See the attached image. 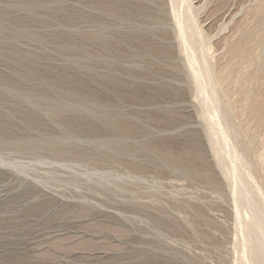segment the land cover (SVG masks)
<instances>
[{
    "label": "rangeland",
    "instance_id": "rangeland-1",
    "mask_svg": "<svg viewBox=\"0 0 264 264\" xmlns=\"http://www.w3.org/2000/svg\"><path fill=\"white\" fill-rule=\"evenodd\" d=\"M172 2L0 0V264H242L223 170L264 187V0L188 1L208 99Z\"/></svg>",
    "mask_w": 264,
    "mask_h": 264
},
{
    "label": "bare ground",
    "instance_id": "bare-ground-1",
    "mask_svg": "<svg viewBox=\"0 0 264 264\" xmlns=\"http://www.w3.org/2000/svg\"><path fill=\"white\" fill-rule=\"evenodd\" d=\"M175 1L173 0V2L176 5L175 7L179 9V7L177 6L178 4H176L177 1H179V0H175ZM188 1L189 0H181V2L184 3V5L186 4L184 10L182 9V13L184 14V16H183L184 18L182 16L181 17H182L183 21L180 19V14H181L180 12L177 11L176 13H174V18H176L175 22H176V26H177L178 40H180L179 42H181V44H183V45H186L187 46L186 48L189 49V50L186 49V54H187V57L189 60V64H190L189 68L192 72L191 74L193 75L194 82L197 83L196 85L199 86V88H197V91L200 92V94H202V96L205 97V99H208L209 95L207 92H209V91L206 92V90L204 89L205 87L207 88V86H205V83H204V85H200V81L202 79L200 78L201 75H198V73L195 70V67H194L195 62L199 63L200 66L198 64L197 65L200 67L199 68L200 71L201 72L203 71V74H205L204 76H206L207 79L209 80L208 82H210V81L212 82L214 76L212 74V70H211L212 68H211L209 62L207 61L205 55L203 54V48H202L201 42L199 41V39L196 38L200 35V33H199L197 25H196L195 14H194L192 7L190 6V3ZM177 13L178 14L180 13L179 18H178ZM183 14H181V15H183ZM188 29H189V31H188ZM196 39L198 40V42ZM199 45H200V51L202 52L201 53L202 56L200 55L201 58H199L195 54L198 51L197 48H199ZM203 79H204V77H203ZM202 82H201V84H202ZM202 86H204V88ZM214 94H216V93H214ZM214 94L212 95V100H214L216 98L214 96ZM205 101H206V103H205L206 109H205V111H203L204 116L203 115L202 116L206 118L209 130L211 132L209 134H211L210 135L211 136L210 141H211V145L214 149L213 151L216 154L219 162H221L220 164H222V162H224V161H221V159L224 156L226 157V154L228 153L226 151V148L229 144V140L231 139L230 134H232L233 138L235 139L237 147L239 145V140L236 138V135L231 130L232 128L231 129L229 128L226 115L222 112L221 113L219 112L220 114L218 112L215 113L216 112L215 110H214L215 112L213 113L212 112L213 110H211V107L209 108L207 100H205ZM213 117H216V118H213ZM213 135L214 136L216 135V136L214 137ZM231 145H230V148L232 147ZM234 149H236V148H234ZM233 151H234L233 153H235V150H233ZM235 159L238 160L239 162L241 161V163L243 164V168H245L246 170H248L250 172L252 165L249 164L248 162H246L247 164L245 165L244 160L246 161V159L243 157V155L241 153L239 155L236 152ZM236 160H235V162H231L230 168L227 165L228 161H227V163L224 162V166L225 167L227 166L226 168L223 166V164L221 166L223 167L222 169L225 168L223 171H224L226 178L229 181L231 179L233 181L232 182L233 183V186H232L233 187L232 188L233 193L232 194H233V198L236 202V203L234 202V204L240 205V207H241V202H242L241 198L244 196L246 199L247 206L250 208V210L252 212L251 218L248 217L249 219H245V218H243V216L240 215L239 211L242 209H240L239 211L236 210L237 212L235 211V214L237 217L234 215V217L237 218L236 219L237 224H240V225L244 224L245 225V227H243V228H245V231L243 230L245 232L243 235L244 243L242 244V246L245 248V251L243 250V253L241 254V260H242L241 263L243 264V261H246V263L250 262L251 264H262L260 262V254H262L261 252H264V210L262 208V205H263L262 203H264V187L261 188V186H259L258 184L254 183L253 181L248 180V179H247L248 181L246 180L247 182H250V183L253 182L254 184L249 185L251 187L246 186L248 183L244 179L245 175H243L242 173H239L238 166L236 164ZM225 163H226V165H225ZM245 182L247 184H245ZM262 197H263V200H262L263 202L261 201ZM243 201H245V200H243ZM238 209H239V207H238Z\"/></svg>",
    "mask_w": 264,
    "mask_h": 264
}]
</instances>
